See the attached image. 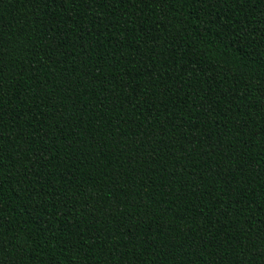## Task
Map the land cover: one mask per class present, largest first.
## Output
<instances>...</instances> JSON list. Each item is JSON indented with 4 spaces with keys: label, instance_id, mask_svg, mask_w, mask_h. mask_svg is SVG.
<instances>
[{
    "label": "trees",
    "instance_id": "trees-1",
    "mask_svg": "<svg viewBox=\"0 0 264 264\" xmlns=\"http://www.w3.org/2000/svg\"><path fill=\"white\" fill-rule=\"evenodd\" d=\"M0 264H264V0H0Z\"/></svg>",
    "mask_w": 264,
    "mask_h": 264
}]
</instances>
